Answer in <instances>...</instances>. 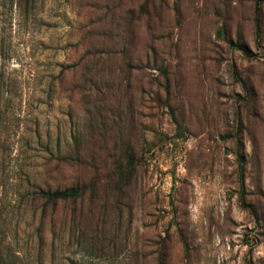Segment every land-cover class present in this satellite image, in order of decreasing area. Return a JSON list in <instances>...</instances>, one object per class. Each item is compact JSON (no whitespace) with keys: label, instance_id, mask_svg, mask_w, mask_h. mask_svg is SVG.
Masks as SVG:
<instances>
[{"label":"rangeland","instance_id":"1","mask_svg":"<svg viewBox=\"0 0 264 264\" xmlns=\"http://www.w3.org/2000/svg\"><path fill=\"white\" fill-rule=\"evenodd\" d=\"M0 264H264V0H0Z\"/></svg>","mask_w":264,"mask_h":264},{"label":"trees","instance_id":"2","mask_svg":"<svg viewBox=\"0 0 264 264\" xmlns=\"http://www.w3.org/2000/svg\"><path fill=\"white\" fill-rule=\"evenodd\" d=\"M132 164L130 161L128 162L127 166L121 168V177L128 182L130 173L132 172ZM129 175V176H128ZM126 182V183H127ZM84 190L78 186L70 187L64 190H55V191H48V192H38L36 193V197L40 199L46 200V202L52 207H56V205L68 204V203H75L76 201L81 200L83 197ZM75 214V212H74Z\"/></svg>","mask_w":264,"mask_h":264}]
</instances>
